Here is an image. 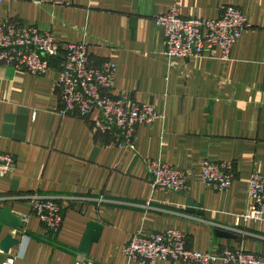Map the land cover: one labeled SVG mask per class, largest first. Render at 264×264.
<instances>
[{
  "label": "crops",
  "instance_id": "crops-1",
  "mask_svg": "<svg viewBox=\"0 0 264 264\" xmlns=\"http://www.w3.org/2000/svg\"><path fill=\"white\" fill-rule=\"evenodd\" d=\"M222 5L240 8L250 23L228 59L164 54L157 14L175 7L182 17L214 19ZM0 19L49 31L61 44L84 42L96 62L116 64L112 94L124 92L160 115L137 127L134 149L117 146L94 134L90 119L56 112V59L40 76L0 65V151L15 159L0 176V208L24 222L22 232L0 223V242L7 234L19 239L8 251L14 264H138L123 245L138 232L166 228L185 232L194 251L229 246L264 256V221L235 225L251 173H264V0H6ZM154 158L188 171V188L152 189L145 162ZM204 159L234 164L229 189L201 182ZM34 193L60 199L56 235L31 212ZM188 201L201 214L186 211ZM90 222L100 229L85 257Z\"/></svg>",
  "mask_w": 264,
  "mask_h": 264
},
{
  "label": "built area",
  "instance_id": "built-area-1",
  "mask_svg": "<svg viewBox=\"0 0 264 264\" xmlns=\"http://www.w3.org/2000/svg\"><path fill=\"white\" fill-rule=\"evenodd\" d=\"M6 0H0V3ZM163 29L168 58L228 59L235 43L250 28L246 16L233 5L220 6L214 19L182 17L175 7L154 17ZM217 50L220 55L217 57ZM57 60L56 112L60 116L90 119L93 133L110 136L117 146L135 148L140 124L151 123L160 115L150 104L136 101L120 92L112 94L116 64L100 63L90 55L84 42H56L49 31L25 25L17 20L0 19V65L40 76ZM95 116L91 119V115ZM150 186L156 190L183 192L189 185V172L160 160L147 159ZM15 166L11 154L0 151V176ZM235 166L227 160L204 159L199 178L217 191L231 187ZM31 212L49 235H56L63 223V207L56 196L30 194ZM148 204V203H147ZM264 221V173L253 171L248 180L245 210L236 216L235 225ZM124 254L138 264L167 260L172 264H264V256L242 248L222 246L219 250L199 252L186 245V233L175 228L160 232H138L123 245ZM16 257L6 254L1 264H14ZM73 264H92L77 259Z\"/></svg>",
  "mask_w": 264,
  "mask_h": 264
},
{
  "label": "water",
  "instance_id": "water-1",
  "mask_svg": "<svg viewBox=\"0 0 264 264\" xmlns=\"http://www.w3.org/2000/svg\"><path fill=\"white\" fill-rule=\"evenodd\" d=\"M187 209L186 211L190 213L201 214V211L195 208V204L192 201L187 202ZM0 223L6 225L7 227L15 230L16 232L23 231V220L19 215H16L12 212L11 207L4 206L0 208ZM90 233L85 237L81 244V252L82 255L87 257L88 256V248L90 243L95 240L96 235L99 232L100 226L94 222H90L89 224ZM215 234L220 237H234L233 233L229 231H225L222 229H215ZM19 239L17 237H13L11 234H7L4 239L0 242V264L4 261L6 254L8 253L9 249L15 245H18Z\"/></svg>",
  "mask_w": 264,
  "mask_h": 264
}]
</instances>
